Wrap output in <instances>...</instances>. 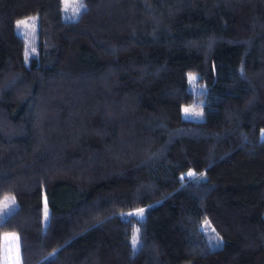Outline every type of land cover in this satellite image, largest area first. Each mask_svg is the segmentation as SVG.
Listing matches in <instances>:
<instances>
[{"label":"trees","instance_id":"1","mask_svg":"<svg viewBox=\"0 0 264 264\" xmlns=\"http://www.w3.org/2000/svg\"><path fill=\"white\" fill-rule=\"evenodd\" d=\"M80 2L0 0V234L20 264H264V0Z\"/></svg>","mask_w":264,"mask_h":264},{"label":"rangeland","instance_id":"2","mask_svg":"<svg viewBox=\"0 0 264 264\" xmlns=\"http://www.w3.org/2000/svg\"><path fill=\"white\" fill-rule=\"evenodd\" d=\"M62 17L73 18L77 15L79 10L83 7L80 0H61ZM15 31L24 38L25 47L24 53L26 56L34 55L36 53L37 41V16L30 14L19 18L15 22ZM196 78L194 72H188V85L195 90L193 80ZM181 115L186 118L200 119L202 118V111L199 106L187 104L181 106ZM260 137H264V128L260 129ZM191 175L190 171L184 172L181 176ZM17 205L14 196L11 193H6L0 198V219H2L8 212H10ZM141 208L133 212L140 213ZM47 214V206L43 201L42 216L45 218ZM0 264H20L18 237L15 231H2L0 234Z\"/></svg>","mask_w":264,"mask_h":264}]
</instances>
